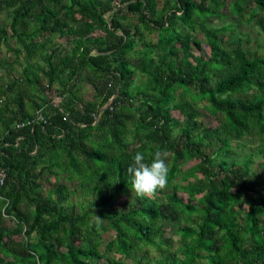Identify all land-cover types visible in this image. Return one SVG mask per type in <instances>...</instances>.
<instances>
[{
	"label": "trees",
	"instance_id": "obj_1",
	"mask_svg": "<svg viewBox=\"0 0 264 264\" xmlns=\"http://www.w3.org/2000/svg\"><path fill=\"white\" fill-rule=\"evenodd\" d=\"M1 13L8 22L0 42L13 39L8 48L24 58L23 80L40 99L18 92L3 100L11 85H0V264H95L103 256L92 237L98 228L113 231L103 246L116 255L108 264H124L141 246L160 254L156 264H264V49L227 41L238 23L206 25L232 15L264 34V0H0ZM196 30L206 55L192 53L201 49ZM54 36L65 44L51 46ZM35 57L43 86L27 73ZM83 69L97 80H88L90 99L74 83ZM137 72L143 88L133 84ZM54 83L56 102L43 94ZM201 101L217 125L193 132ZM249 132L258 141L256 173L250 157L212 164L211 152ZM156 150L168 153L166 201L136 196L115 210L132 187L126 169L136 152L150 162ZM87 188L98 192L93 200ZM163 220L175 224L180 259L159 237Z\"/></svg>",
	"mask_w": 264,
	"mask_h": 264
},
{
	"label": "rangeland",
	"instance_id": "obj_2",
	"mask_svg": "<svg viewBox=\"0 0 264 264\" xmlns=\"http://www.w3.org/2000/svg\"><path fill=\"white\" fill-rule=\"evenodd\" d=\"M155 5L159 6L163 0H153ZM252 5V4H250ZM224 12H226V9L223 8ZM8 20L5 16L4 13L0 14V25L5 26V23H7ZM238 23L237 27L235 28V31L232 33H227V41L231 42L233 40H236L237 38L241 39V45L243 48H247L250 51L257 49L260 53L263 52L264 49V34L259 30L258 26L256 25V22L254 20L251 21H246L245 19L241 20L240 22L236 21V18L232 15L227 16L225 19H217L216 17H209L206 18V25L208 27H216L222 24H227V23ZM97 34V33H95ZM192 35L201 43V49L200 51H197L196 49H192V53L194 54H203L206 55L208 52V47L204 43V37L201 32L198 30L192 32ZM51 46L53 43H59L63 45L65 44L64 38H58L56 36L51 38ZM48 44V46H50ZM14 47V41L13 39H8L6 43L0 42V85L5 86V84H10L11 85V90L6 92L4 94V98L7 96L11 95L12 97L16 96L18 92H24L26 94L31 93V95H36L38 99H40L39 93L35 89L29 88L23 78V72L22 69L24 68V63L25 60L23 57L21 58H14V54L12 51L9 50V48ZM154 55H157L156 58H158L159 55H161V52L158 51L157 49H152L151 50ZM159 54V55H158ZM130 57L133 59V56L130 55ZM155 57V56H154ZM38 57H35V59L32 61L30 60L29 62L32 64L31 67H29L28 70V75L32 77H37L38 84H41L42 86L45 85L44 79H42L40 73H38L37 65L40 67H43L44 64L42 61L39 59L37 60ZM154 58V60H156ZM36 61V62H35ZM92 79V81H97L95 77H92L91 74L86 70L83 69L78 76L77 80H75V86L78 88V94L80 97L83 99H90L92 95V89L91 86L88 83V80ZM144 76L141 75L139 72H137L134 75V85H138L139 88L144 87ZM101 85V83H100ZM57 84L54 83L52 88L45 90L43 93L44 96L47 97V99H52L53 102H56L58 100V97L56 96V88ZM99 87V86H98ZM252 90L247 89L246 93H250ZM242 96V92H237L236 94H233L232 97H237V96ZM2 97V99H3ZM4 100V99H3ZM204 104V101H201L197 104V109L198 112L200 113V116L197 117V125L193 126L192 130L193 132L197 131L198 127H201L202 125L204 126H216L217 122L211 117L210 114H208L204 109L202 108V105ZM172 116L176 118L180 124L183 123L182 116L177 112V111H172ZM232 147L225 152L219 151L213 154V152L210 153V157H212V164L217 165L222 162L229 163L230 161H234V163L239 164L243 158L250 157L252 160L250 164V169L253 172H257L259 170V162H260V156L256 154V150L258 147V141L256 137L253 135L252 132L246 133L242 137H240L238 140L232 141ZM196 176H193L192 178H188L187 180H181L179 176L176 177L174 180L175 183H179L181 185H184L188 182H191L196 179ZM171 192V187L167 185L166 189L156 195V198L160 201H166L164 199L165 195ZM83 195H86V199L93 200L95 195L93 192L89 193V189H84L83 190ZM107 191H103V194H106ZM179 196L182 197V199L185 201L186 196L179 192ZM200 194L196 195V200H198ZM136 195L134 192H131V188H127L125 192L120 194L116 201L113 204V208L115 210H118L122 207H125L127 205L132 204L133 202H137L135 200ZM75 195L72 194L68 201L70 200L71 202L75 201ZM78 201H81V197L78 196ZM151 200V199H149ZM68 203V202H66ZM82 205H84V202H81ZM77 210V208H76ZM75 210V211H76ZM245 207L244 206H238L237 207V212H238V218L239 220H244L246 218V212H244ZM186 223V218H184L181 222L182 224ZM10 225L12 226L13 224L10 222ZM161 226L163 229L161 240L167 241L168 244L165 246V250L167 252H175L177 251V258L180 259L182 256L179 253L178 246L180 244V239L178 234L176 233V228L175 224L171 222L170 220H163L161 221ZM113 231L111 229H106V230H101L100 228L97 229L96 234H93L92 237L96 241H98L99 246L98 250L102 253V258L94 261L95 264H108V261L116 257L114 251H108V252H103V246L104 244L112 237ZM159 237H155L154 239L156 241L160 240ZM127 241V240H126ZM149 249V250H147ZM144 248L143 246L138 247V249L135 252H131L130 256L127 258H120L121 261L124 264H156V262L161 259L160 254L153 248Z\"/></svg>",
	"mask_w": 264,
	"mask_h": 264
},
{
	"label": "clouds",
	"instance_id": "obj_3",
	"mask_svg": "<svg viewBox=\"0 0 264 264\" xmlns=\"http://www.w3.org/2000/svg\"><path fill=\"white\" fill-rule=\"evenodd\" d=\"M126 172L131 177V192L141 199H155L169 183L168 153L156 150L151 155L150 162H147L144 153L136 152L133 163L127 167ZM96 220L98 224L103 223V219L97 215Z\"/></svg>",
	"mask_w": 264,
	"mask_h": 264
},
{
	"label": "built area",
	"instance_id": "obj_4",
	"mask_svg": "<svg viewBox=\"0 0 264 264\" xmlns=\"http://www.w3.org/2000/svg\"><path fill=\"white\" fill-rule=\"evenodd\" d=\"M36 119L43 121V118L41 115H37ZM26 122H29V121L27 120ZM4 178H5V171L2 168H0V185L3 183Z\"/></svg>",
	"mask_w": 264,
	"mask_h": 264
},
{
	"label": "crops",
	"instance_id": "obj_5",
	"mask_svg": "<svg viewBox=\"0 0 264 264\" xmlns=\"http://www.w3.org/2000/svg\"><path fill=\"white\" fill-rule=\"evenodd\" d=\"M9 84V83H8ZM8 97V96H7ZM11 97V95H9V98ZM3 99L5 100L6 98L3 97ZM26 103V102H25ZM27 105V104H26Z\"/></svg>",
	"mask_w": 264,
	"mask_h": 264
}]
</instances>
